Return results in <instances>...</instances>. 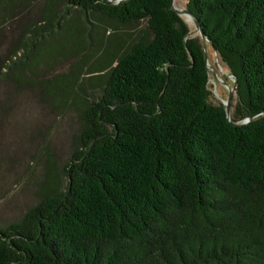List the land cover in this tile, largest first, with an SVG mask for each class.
Segmentation results:
<instances>
[{
  "label": "trees",
  "instance_id": "obj_1",
  "mask_svg": "<svg viewBox=\"0 0 264 264\" xmlns=\"http://www.w3.org/2000/svg\"><path fill=\"white\" fill-rule=\"evenodd\" d=\"M186 8L235 77L230 121L170 0H0V30L22 21L0 56L13 84L100 52L90 78L40 81L78 127L56 181L0 224V264H264V0ZM129 25L124 48L102 43Z\"/></svg>",
  "mask_w": 264,
  "mask_h": 264
},
{
  "label": "rangeland",
  "instance_id": "obj_2",
  "mask_svg": "<svg viewBox=\"0 0 264 264\" xmlns=\"http://www.w3.org/2000/svg\"><path fill=\"white\" fill-rule=\"evenodd\" d=\"M173 5L185 8L186 0H173ZM185 15L182 14L181 18L188 25L190 35L198 36L189 16L186 18ZM20 18L17 16L2 25L0 56L20 30ZM137 31L131 25L119 31L110 29L101 41L112 49L124 48ZM98 50L76 51V54L55 57L50 61V67L36 76L39 82L34 84L15 85L0 77V224L18 219L38 201L39 189L56 181L57 171L72 149V135L78 127L77 114L72 106L54 100L62 86L57 85L47 91L40 81L56 74L90 78L94 74L91 70L100 53ZM206 51L208 62L216 72L214 75L209 70L210 100L221 102L227 97L226 86L232 85V76L218 57L217 64L214 63L215 54L208 43ZM234 102L235 93L232 91L230 111Z\"/></svg>",
  "mask_w": 264,
  "mask_h": 264
},
{
  "label": "water",
  "instance_id": "obj_3",
  "mask_svg": "<svg viewBox=\"0 0 264 264\" xmlns=\"http://www.w3.org/2000/svg\"><path fill=\"white\" fill-rule=\"evenodd\" d=\"M109 2H118L120 0H107ZM170 5L171 8L181 17L182 14H186L189 16L191 22L194 25V28L196 30V32L198 33V36L200 37V41H201V45H202V50H203V54H204V59H205V65H206V69L210 70L214 75H216V72L214 70V68L210 65V63L208 62V58H207V51H206V45H207V38L201 28V25L198 21V19L195 17V15L186 7L185 8H177L173 5V0H170ZM214 51V50H213ZM215 54V59H214V63L217 64V53L216 51H214ZM232 76V75H231ZM234 86H235V77L232 76V85L231 86H226L228 89V94L227 97L224 101H221V103L224 105L225 108V116L226 119L228 121H230V99H231V95H232V91H234ZM255 114L253 115H249L247 117H245L242 121L237 122V123H233V124H242V123H246L247 121H249V119L251 117H253Z\"/></svg>",
  "mask_w": 264,
  "mask_h": 264
},
{
  "label": "bare ground",
  "instance_id": "obj_4",
  "mask_svg": "<svg viewBox=\"0 0 264 264\" xmlns=\"http://www.w3.org/2000/svg\"><path fill=\"white\" fill-rule=\"evenodd\" d=\"M186 16V18H187V15H185Z\"/></svg>",
  "mask_w": 264,
  "mask_h": 264
}]
</instances>
